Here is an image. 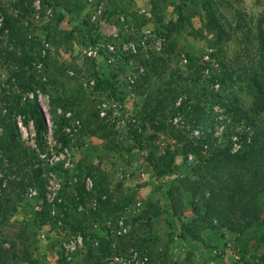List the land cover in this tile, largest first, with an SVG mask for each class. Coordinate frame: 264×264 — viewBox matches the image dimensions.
Wrapping results in <instances>:
<instances>
[{"label":"rangeland","instance_id":"374dc122","mask_svg":"<svg viewBox=\"0 0 264 264\" xmlns=\"http://www.w3.org/2000/svg\"><path fill=\"white\" fill-rule=\"evenodd\" d=\"M17 1L0 0V6L20 18L24 27H29L30 37L44 42V52H53L52 58L64 71L56 81L69 105L66 113L64 108L57 107L53 102L56 99L54 88L48 94L36 91L48 125L44 135V161L39 165L47 179L46 199L52 205L51 214L58 213L65 217L64 211L55 205V202H64L66 211L75 222L77 218H83L80 213L88 215L90 207H98L96 197L88 201L87 207L80 205L78 211L67 206L69 201L62 198V190H69L66 186L68 183L82 181L88 190L96 192L93 189L96 182L92 176H87L86 169L82 170L87 164H92L99 175L97 186H106L112 194V202H118L120 209L113 219L106 217L96 222L91 218L87 221V230L75 233L73 227L62 220L56 221V224L42 225L36 212L43 205L37 199V190L28 187L24 200L16 203V210L11 211L7 222L0 225V231L6 238L4 248L13 255L10 264H31L24 260L27 254L37 264H90L91 258L97 260L95 256L104 248L100 243L101 238L112 243L103 264H116L117 261L113 260L115 256L124 258L120 264H264V241L253 239V235L257 237L261 234L256 229L244 234L229 232L222 226L202 229L200 217L193 213V195L184 189L181 190L183 208L177 209L178 217L171 207L175 204L179 208L177 203L170 201L173 186L181 178L193 177L192 169L198 161L194 160L195 153H189L185 159L184 142L196 141L205 129L202 122L195 126L183 113L168 120V124L171 122L176 126V133L171 132L167 120V128L156 129L143 114L146 102L157 96L163 80L153 76L145 82L141 77L145 69L143 73L140 72L143 66L137 63L138 58L161 54L170 44V38L163 35V29L148 16L150 0H88L83 11L65 15L60 28L64 32H73L74 37L69 44H65L64 40L61 48L46 40L48 32L44 26L50 18L51 8L42 7L40 0H32L30 11L33 12L27 14L15 7ZM217 3L221 22L233 36L223 45L222 52L216 53L208 47L211 35L207 38L194 35L193 29L201 26L199 17L193 18L191 25L187 24L177 35L176 52L180 68L185 73L188 71L189 57L198 63L206 62L208 66L202 71L201 81L204 82L203 86L209 85L210 89L215 90H219L220 81L209 84L211 74L216 71L222 75L225 72L226 75L219 62L231 70L232 67L239 70L245 62L251 67L258 65L259 24L264 28V0H217ZM191 8L188 11L191 12ZM142 14L146 15L144 20H137ZM3 18L0 10V28ZM5 34L0 36V40L7 42ZM90 34L96 41L94 46H104L97 54L93 53V45L88 41ZM111 44L115 45L118 55L111 56L107 51ZM132 46L136 52L131 51ZM213 53L215 55L212 56ZM98 76L109 77L114 86L98 89ZM232 76L233 80H228L222 87L223 98L235 94L242 105L249 106L253 96L246 82L238 71L233 72ZM7 77V70L0 69V82ZM165 78H168V73ZM82 88L86 90L85 101L79 105L78 96ZM112 92H115V97L111 95ZM30 97L33 98V94ZM214 110L216 121L212 127L208 126L207 131L222 137V133L232 129L231 117L221 104L214 105ZM101 112H104L103 116ZM96 113L101 118L96 125L101 128L92 137L88 129L82 131V120H88ZM166 114L171 116L168 110ZM62 118L69 119V125L63 131L73 138V144L68 147L58 142L54 132ZM238 126L232 129L233 132L242 128ZM134 130L142 134V150L135 140ZM22 139L26 145L35 147L32 123L27 128L22 126ZM232 140V150L236 152L241 142L237 135ZM168 150L176 154L173 173L159 176L149 165L148 154L153 151L160 156ZM78 166L82 167L79 171L86 173L81 175L82 180L76 173ZM6 174L9 171L0 166V179ZM12 177L9 175L7 178ZM4 184L6 179L3 180ZM121 236H124L125 242L136 240L139 246H144L138 247L140 250L115 253L116 248L121 246ZM246 244L249 251L243 257ZM133 251L137 252V257L130 255Z\"/></svg>","mask_w":264,"mask_h":264},{"label":"trees","instance_id":"16d2710c","mask_svg":"<svg viewBox=\"0 0 264 264\" xmlns=\"http://www.w3.org/2000/svg\"><path fill=\"white\" fill-rule=\"evenodd\" d=\"M87 1L40 0L42 7L51 8L50 18L44 26L48 32L46 40L58 48L63 46L64 40L65 44H69L74 37L73 32H64L60 25L66 14L83 11ZM31 4L32 0H18L15 7L20 8V11L24 13L31 14L33 12V10L30 11ZM217 5V0H150V18L163 29V35L167 39L170 38V44L161 54L138 58L137 63L145 69L141 76L145 82L153 76L163 80L158 88L157 96L154 99L149 98L146 102L143 114L150 119L151 125L156 129L167 128L165 121L167 120L168 124V120L170 121L179 113L189 117L195 126L200 125L198 124L200 122L204 125V134L199 139L184 142L185 159L189 153H195L194 160L198 161L194 162L196 164L192 169L193 177L179 179L170 192V201L179 206L177 208L175 204L171 205L176 210L175 215L178 217L177 209L183 208L181 190L184 189L193 195V213L196 217H200L202 229L222 226L229 232L239 234L256 229L261 234L257 237L253 235V239L264 241V28L260 23L257 38L258 65L251 67L245 62L239 70L233 67L231 70L223 62L222 64L219 62L218 65H223V71L226 70V75L225 72L222 75L214 71L208 80L209 84L219 80V90L210 89L209 85L203 86L201 75L203 69L208 66L206 62L198 63L196 59L189 57L188 71L185 73L176 58L177 35L185 29L187 24L191 25L195 17H199L201 26L193 29L194 35L206 38L211 35V38H208V47L216 53L222 52L223 45L233 36L221 22ZM190 7H193L191 12L188 11ZM0 10L4 15L0 36L5 32L7 36V42L0 40V69H6L8 73L7 79L0 82V166L9 171V174L0 179V225L7 222L11 211L16 210V203L24 200L28 187L37 190V199L43 205L42 209L36 212L42 225L56 224V221L62 220L70 224L75 233H79L87 230V221L91 218L96 222L106 217L113 219L114 214L120 209V204L112 202V194L106 186L101 184L100 187L97 186L99 175L92 164H87L84 168L78 166L76 173L80 180L84 171L87 172V176H92L98 188L96 189V186L93 188L96 192L88 190L84 182L81 183L82 181L75 184L68 183L66 186L69 190H62V198L68 200L67 206L73 207L76 211L80 205L87 207L88 201L93 197H96L98 207L95 209L90 207L88 215L80 213L83 214V218H77L75 222L69 211H66L64 202H55V205L64 211L68 219L58 213L51 214L52 205L46 199L47 179L39 165L44 161L42 157L45 153L44 135L48 125L36 91L40 90L43 94H48L51 88H54L56 99L53 102L57 107L64 108L66 113L69 105L56 81L57 76L64 71L62 66L57 65V61L52 58L53 52L50 50L44 52V42L29 36V27H24L20 18L1 6ZM145 16L142 14L137 20H144ZM88 41L91 45L96 44L91 34ZM125 63L128 65V62ZM235 71L243 77L253 96L249 106L242 105L235 94L228 98L222 96L223 85L228 80H233L232 73ZM113 86L109 77L98 76L96 82L98 89L103 90L108 87L110 89ZM85 93L86 90L82 88L78 96L79 105H83ZM112 93L111 95L115 97V92ZM30 94H33V98ZM216 104H221L228 111L233 130L237 129L238 125L242 126L238 132L228 128L227 130H230L222 133L220 137L215 136L210 130L207 131L208 126L212 127L216 121L217 115L214 110ZM208 107L210 109H206ZM167 110L170 117L165 115ZM160 116L164 117L160 118ZM19 118H21L20 121ZM89 118L82 120V131L88 129L89 135L95 137L101 128L96 125V122L101 118L98 113ZM68 121V118H62L54 128L58 142L63 147L73 144L71 143L73 138L63 131L69 125ZM30 123L35 132V147L26 145L22 139V126L27 128ZM168 126L171 132L176 133V126L171 122ZM136 134L137 130H134L133 135L138 147L142 150V134ZM235 135L238 136L241 147L233 152L232 138ZM175 155L169 150L160 156L151 151L147 161L157 175H167L173 173ZM81 168L86 170L79 171ZM9 175L14 177L7 178ZM4 179L6 184L3 185ZM4 242H6L5 235L0 231V264H10L13 255L10 250L4 248ZM100 243L104 248L95 256L97 260L91 258L90 264L105 263L110 253L111 241L101 238ZM120 245L115 253L119 254L129 249L140 250L138 247L144 246H139L136 240L125 242L124 236L120 237ZM248 251V244H246L243 248V257L248 254ZM24 260L37 264L28 254Z\"/></svg>","mask_w":264,"mask_h":264},{"label":"built area","instance_id":"2783aa9c","mask_svg":"<svg viewBox=\"0 0 264 264\" xmlns=\"http://www.w3.org/2000/svg\"><path fill=\"white\" fill-rule=\"evenodd\" d=\"M150 13H148V16L150 17ZM99 46L101 45V44H98ZM102 48H104V46H102L101 45V47L99 48V47H97V46H92V49L94 50L93 51V53L94 54H97L98 52H100V50L102 49ZM107 51L110 53V55L111 56H115V55H118V52H117V49H116V47H115V45H113V44H111V45H108V47H107ZM131 51H133V52H136V48L134 47V46H132V48H131ZM91 53V52H90ZM140 72H142L143 73V71H144V69H143V67H141L140 68ZM114 107H116V105L114 104ZM101 115L103 116L104 115V112H101ZM221 130H222V128H221ZM135 253V254H134ZM131 256H136L137 257V252H135V251H133V253H131L130 254ZM135 258V257H134ZM113 260H116L117 262H116V264H120V263H122V261L124 260V258L122 257V256H115L114 258H113Z\"/></svg>","mask_w":264,"mask_h":264}]
</instances>
